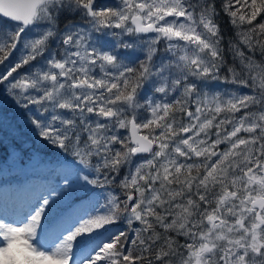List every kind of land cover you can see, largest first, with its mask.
<instances>
[{
	"label": "snow or ice",
	"instance_id": "snow-or-ice-1",
	"mask_svg": "<svg viewBox=\"0 0 264 264\" xmlns=\"http://www.w3.org/2000/svg\"><path fill=\"white\" fill-rule=\"evenodd\" d=\"M0 148V264H264V0H0Z\"/></svg>",
	"mask_w": 264,
	"mask_h": 264
},
{
	"label": "trees",
	"instance_id": "trees-1",
	"mask_svg": "<svg viewBox=\"0 0 264 264\" xmlns=\"http://www.w3.org/2000/svg\"><path fill=\"white\" fill-rule=\"evenodd\" d=\"M220 0H217V3L219 5ZM219 23L221 26V29L226 37H234L235 30L233 26L229 22V18L221 12ZM4 152L3 148H0V153ZM3 157L0 156V159ZM25 184H27L25 177L20 176L17 179H13L11 176L4 175L3 173H0V189L6 190L8 193H12V190L15 187H23ZM10 188V189H9Z\"/></svg>",
	"mask_w": 264,
	"mask_h": 264
},
{
	"label": "rangeland",
	"instance_id": "rangeland-1",
	"mask_svg": "<svg viewBox=\"0 0 264 264\" xmlns=\"http://www.w3.org/2000/svg\"><path fill=\"white\" fill-rule=\"evenodd\" d=\"M29 195H30V190H29L28 185H24L21 188H14L12 190V193H8L6 190L0 189V205H3L6 202L9 205H12V204L18 205L20 202L26 199Z\"/></svg>",
	"mask_w": 264,
	"mask_h": 264
},
{
	"label": "bare ground",
	"instance_id": "bare-ground-1",
	"mask_svg": "<svg viewBox=\"0 0 264 264\" xmlns=\"http://www.w3.org/2000/svg\"><path fill=\"white\" fill-rule=\"evenodd\" d=\"M10 189V188H9ZM4 193V192H3ZM7 194V193H6ZM4 195V194H3Z\"/></svg>",
	"mask_w": 264,
	"mask_h": 264
}]
</instances>
